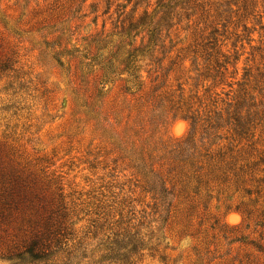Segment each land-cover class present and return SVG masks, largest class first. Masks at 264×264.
Returning a JSON list of instances; mask_svg holds the SVG:
<instances>
[{"label": "rangeland", "instance_id": "rangeland-1", "mask_svg": "<svg viewBox=\"0 0 264 264\" xmlns=\"http://www.w3.org/2000/svg\"><path fill=\"white\" fill-rule=\"evenodd\" d=\"M170 4L127 93L120 61L164 16L157 0H0L3 161L62 189L94 262L116 242L124 264H264V0ZM237 102L254 121L242 139Z\"/></svg>", "mask_w": 264, "mask_h": 264}, {"label": "trees", "instance_id": "trees-1", "mask_svg": "<svg viewBox=\"0 0 264 264\" xmlns=\"http://www.w3.org/2000/svg\"><path fill=\"white\" fill-rule=\"evenodd\" d=\"M172 1L174 0H157V8L163 11L164 16L158 19L152 27L148 23L145 28V19L147 18L144 16L137 22L130 23L125 29L123 28L120 34L131 38L132 33L139 31L140 28H142L141 32L145 28L149 33L146 44L133 48L127 53V57L120 61L123 69L119 70L118 75L126 74L133 80L125 81L124 90L127 93L132 92L128 83H132L137 92L141 90L143 82L138 75L141 68L135 67L138 66L135 64L144 62L146 59L151 61L152 53L156 47L154 44L159 38L160 31L168 25L166 23L164 26L163 23L174 8L170 4ZM155 17L156 15L152 16V19L154 20ZM136 37L137 34L132 38ZM110 69L111 67L108 71ZM111 74H116V72ZM236 105V110L229 113L226 126L233 130L236 137L242 139L249 135L254 121H250L251 107L246 109L243 102L240 104L237 102ZM243 110H245L244 114ZM184 119L190 122L189 136L186 138L189 143V141L192 142L191 137L196 131L197 122L187 113ZM219 126L220 123L215 126L216 130ZM220 139L222 138L218 137V140ZM2 154L0 151L1 262L8 264H102L107 261L109 264H124L127 261V256L119 253L120 248L116 242L109 249L108 256L102 257L103 259L99 262L92 261L86 238H79L76 230L82 219L78 218L77 213L72 209V204L70 205L66 201L62 189L57 186L53 193L43 194L36 188L35 180H31L29 176L23 177L16 167L3 161ZM48 183L49 187L57 184L55 181ZM161 188V194H165L166 189L163 184Z\"/></svg>", "mask_w": 264, "mask_h": 264}]
</instances>
